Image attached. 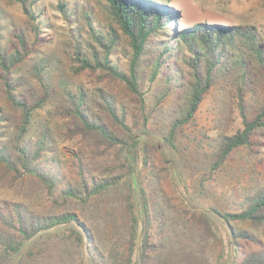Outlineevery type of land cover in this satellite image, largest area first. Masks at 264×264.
<instances>
[{
  "label": "trees",
  "instance_id": "trees-1",
  "mask_svg": "<svg viewBox=\"0 0 264 264\" xmlns=\"http://www.w3.org/2000/svg\"><path fill=\"white\" fill-rule=\"evenodd\" d=\"M11 1L27 6V0ZM106 2L104 20H93L85 13L86 41L80 43L78 36H72L71 52L65 57L68 69L74 75L103 73L121 82L139 104L145 123L102 87L91 91L63 72L60 89L54 86L46 72L61 67L63 60L57 55L34 63L39 88L13 79V71L37 52L36 46L48 43L41 34L45 33L43 14L34 9L30 13L25 7L27 33L13 30L10 45L0 50V163L16 175L36 178L47 195L63 206L76 202L87 212L102 205L104 218L124 251L118 254L115 246L108 250L87 217L70 207L57 215H40L24 203L3 201L0 264H213L210 252L221 242L223 223L250 222L264 228V185L241 203L240 210L213 209L214 214L195 209L177 184L173 183L181 200L178 208L168 206V198L162 201L160 192L165 179L172 180L173 175L185 184L187 167H183L186 163L176 142L195 123L217 82L228 85L237 98L242 128L223 135L212 157L205 155L202 163L210 167L205 177L211 179L236 150L252 149L254 139L263 135L264 100L249 116L245 96L253 90L260 71L264 74V23H198L179 29L181 11L174 6L155 0ZM67 7L66 0L58 3L64 14ZM52 99L57 100L58 116L66 120L63 134L71 140L80 138L84 146L104 147L110 153L115 150V162H121L124 172L118 173L114 165V169L103 167L98 174L82 149L74 154L72 172L52 156L56 153L53 134L35 120ZM150 120L152 133L146 131ZM150 149L157 154L151 157ZM157 155L167 169L158 170ZM142 164L146 176L138 169ZM204 182L202 176V191ZM118 210L126 212L124 226L118 225ZM230 235L237 252H242L241 240L258 242L249 232L236 231L233 226ZM240 264H264V249L245 254Z\"/></svg>",
  "mask_w": 264,
  "mask_h": 264
},
{
  "label": "rangeland",
  "instance_id": "rangeland-1",
  "mask_svg": "<svg viewBox=\"0 0 264 264\" xmlns=\"http://www.w3.org/2000/svg\"><path fill=\"white\" fill-rule=\"evenodd\" d=\"M60 1L27 0V6H23L22 4L13 3L11 0H0L1 51L10 45V35L13 30L22 31V34L27 33L28 17L25 13V7L30 13L34 9V11L43 14L42 27L45 33L41 34L48 38L46 45H37L35 48L37 52L32 54L27 62L13 71V79L19 80L24 85L39 88V84L33 75L32 67L34 63L39 59H50L51 55H57L63 60L61 67L54 69L51 67L46 72L54 86L60 89L61 72H63L70 80L84 85L86 89L91 91L97 87H102L123 101L132 113L140 117L141 123L144 124L145 117L141 114L139 104L133 100L134 97L121 82L112 80L103 73L84 72L74 75L68 69L69 63L65 57L68 51L71 52L72 36H78L80 43L86 41V36H83V34L87 27V18L84 15L89 12L93 20H104L107 17L106 0H66L68 7L65 14L58 9ZM155 1L174 6L181 11L180 22L177 25L179 29L185 26H194L198 23L207 25H261L264 23V0ZM2 93L0 84V101H3ZM245 99L249 109H251L249 116H252L264 100V74L261 71L256 76L253 90L246 92ZM56 105L57 100L52 99L42 110L37 112L35 117L39 124L47 127L53 134L56 153L52 154V156L54 155L58 160H61L66 169L72 172L75 168L73 166L75 161L74 154L84 150L86 155H88V159L90 158V165L96 167L98 174L103 167L110 166V169H114V165L117 166L116 171L118 173L124 172L121 162H115V150L110 153L105 151L104 147L91 148L84 146L85 144L80 138L68 139L63 134L66 120L58 116ZM148 123L146 131H151L152 133L153 120ZM157 127L162 130L160 126ZM241 128L242 116L237 105V98L232 94L228 85L217 82L197 112L195 123L187 126L180 133L176 142L178 153H180L182 160L186 163L183 167H187L185 184L175 175H173L172 180L166 178L160 192L162 201L164 198H168L170 199L168 206L177 208L181 206V200L178 198L173 186L174 183L178 185V190L180 186L184 188V192H187L185 195L186 200L195 209L210 211L213 214V209H218L221 212L240 210L242 208L241 203L253 194L257 188L264 185V132L261 137L254 139L255 145L252 149L241 148L236 150L222 170L211 175V179L205 177V175H209L210 167L208 164L202 163V160L205 155L212 157L223 135L235 134ZM150 152H152L151 157L154 156L153 153H156L153 149H150ZM157 156L158 170L167 169L163 164L162 156L161 159L159 155ZM138 169L142 176L147 175L143 164L139 165ZM163 172L167 177V172ZM202 176L205 179V191L200 190ZM185 186L187 189H185ZM3 201L24 203L33 212L40 215H57L64 212L66 207H70L71 211L81 213L84 215L83 217H87L91 229L99 236L101 243L102 240L104 241L108 250L113 249L115 246L119 251L118 254H122L124 251L122 245H117V242L122 241L116 240L111 224L104 218L102 205L92 206L87 212L81 211L76 202L63 206L47 195L44 187L36 178L27 175H16V173L9 171L5 165L0 163V202ZM183 209L189 212L188 208ZM183 209H179V215L181 216L184 215ZM125 213L123 210L117 211L119 217L118 225H125ZM177 218L180 219L179 217ZM231 226L236 231L249 232L256 237L258 242L253 243L241 240L240 250L242 252H237L231 244ZM231 226L225 223L221 225V242L216 244L210 252L213 264H240L245 254L264 249L263 227H257L250 222H233ZM36 263L38 262L36 261Z\"/></svg>",
  "mask_w": 264,
  "mask_h": 264
}]
</instances>
